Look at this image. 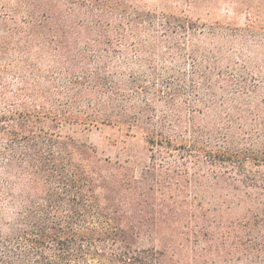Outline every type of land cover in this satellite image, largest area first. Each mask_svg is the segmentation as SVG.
<instances>
[{"label": "trees", "instance_id": "16d2710c", "mask_svg": "<svg viewBox=\"0 0 264 264\" xmlns=\"http://www.w3.org/2000/svg\"><path fill=\"white\" fill-rule=\"evenodd\" d=\"M247 30L137 0H0V264H264ZM103 128L142 136L148 163L98 157Z\"/></svg>", "mask_w": 264, "mask_h": 264}, {"label": "rangeland", "instance_id": "374dc122", "mask_svg": "<svg viewBox=\"0 0 264 264\" xmlns=\"http://www.w3.org/2000/svg\"><path fill=\"white\" fill-rule=\"evenodd\" d=\"M158 11L182 14L208 26L250 29L264 40V0H137ZM248 31V30H247ZM90 143L103 159L129 161L137 169L148 163L149 153L142 136L125 137L111 128L92 131Z\"/></svg>", "mask_w": 264, "mask_h": 264}]
</instances>
